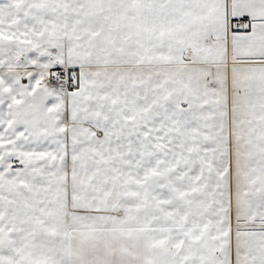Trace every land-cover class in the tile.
Masks as SVG:
<instances>
[{
    "label": "snow or ice",
    "instance_id": "snow-or-ice-1",
    "mask_svg": "<svg viewBox=\"0 0 264 264\" xmlns=\"http://www.w3.org/2000/svg\"><path fill=\"white\" fill-rule=\"evenodd\" d=\"M0 264H264V0H0Z\"/></svg>",
    "mask_w": 264,
    "mask_h": 264
}]
</instances>
